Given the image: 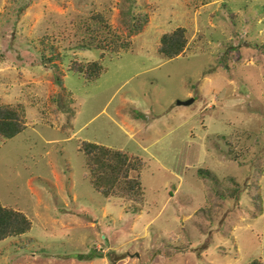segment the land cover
<instances>
[{
    "label": "rangeland",
    "instance_id": "374dc122",
    "mask_svg": "<svg viewBox=\"0 0 264 264\" xmlns=\"http://www.w3.org/2000/svg\"><path fill=\"white\" fill-rule=\"evenodd\" d=\"M0 105L27 125L0 142V202L32 222L0 264L264 262V0H0ZM84 142L142 161L139 199L95 190Z\"/></svg>",
    "mask_w": 264,
    "mask_h": 264
},
{
    "label": "trees",
    "instance_id": "16d2710c",
    "mask_svg": "<svg viewBox=\"0 0 264 264\" xmlns=\"http://www.w3.org/2000/svg\"><path fill=\"white\" fill-rule=\"evenodd\" d=\"M98 19L101 23L103 22L100 15ZM147 23L148 15L139 16L136 22L130 23L128 26L129 35L141 33ZM88 28L91 31L94 30L91 25H88ZM95 38L97 36L93 37L94 40ZM99 40L98 46L102 49L111 47L113 51H118L130 47V41L128 40L122 41L118 47L114 45L116 43L114 38L111 41H108L107 38L106 40ZM187 44L186 29L179 27L173 32L162 36L159 51L168 58H174L185 51ZM73 71L91 81L101 75L103 66L98 61L87 64L75 62ZM26 127L25 116L19 110L9 105H0V142L18 135ZM81 149L88 155V164L93 172L102 171L108 174L104 179L93 178L91 180L95 190L107 196L111 194V191H115L120 196H127L128 194L129 198L139 199L142 195L141 182L139 179L130 177V172L139 169L142 165V161L137 156H130L124 151L113 150L90 142H84ZM31 228L32 222L25 213L14 208L5 207L0 202V240L21 236L30 231ZM249 264H264V262L255 259Z\"/></svg>",
    "mask_w": 264,
    "mask_h": 264
},
{
    "label": "water",
    "instance_id": "95a60500",
    "mask_svg": "<svg viewBox=\"0 0 264 264\" xmlns=\"http://www.w3.org/2000/svg\"><path fill=\"white\" fill-rule=\"evenodd\" d=\"M193 101H194V99L191 98V99H189V100H187V101L179 102V103H181V104H190V103H192Z\"/></svg>",
    "mask_w": 264,
    "mask_h": 264
}]
</instances>
